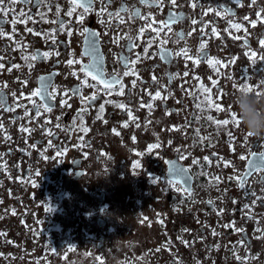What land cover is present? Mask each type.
<instances>
[{
  "label": "flooded vegetation",
  "instance_id": "flooded-vegetation-1",
  "mask_svg": "<svg viewBox=\"0 0 264 264\" xmlns=\"http://www.w3.org/2000/svg\"><path fill=\"white\" fill-rule=\"evenodd\" d=\"M192 2L177 0L178 7H173L164 0L163 7H149L139 0H111L109 11L126 5L149 19L128 20L125 14L123 23L117 19L109 23L106 15L92 12L81 25L75 13L71 18L65 14L69 0H46V6L39 7L35 0H18L11 6L5 0V6L15 13L0 18V27L12 36L0 37V63L4 64L0 96L5 104L0 108V264H264V199H256L264 197V171L249 175L244 189L229 179L248 171L250 153L264 152V138L249 137L241 123L218 127L207 119L231 120V113L237 114L234 97L245 84L253 87V93L264 92V47L260 44L264 40V0L255 4L251 0L239 4L196 0V8ZM57 6L59 20L66 22L71 36L60 30L59 23H51L58 19ZM221 6L231 8L235 15L217 16L209 10L222 11ZM94 7L99 10L100 0ZM21 12L25 15L20 16ZM170 12L183 14V19L173 23L170 32L165 28L158 35L153 28L159 24L149 26L151 19L167 20ZM13 17L18 21L15 25ZM229 21L240 24L241 30L233 29ZM85 27L100 34L98 54L106 73H122L127 70L124 61L140 55L134 65L138 75L121 76L123 96L105 95L97 91L102 88L99 85H82L81 64H67L69 59L89 62L90 57L83 54L86 37L81 32ZM51 30H56L55 44L47 36L33 34ZM162 41H167L163 47L169 52L188 49L193 58L199 55L201 43H206L204 55L226 66H210L206 60L194 65L182 55L162 61ZM17 43L27 44L29 53L58 51L59 56L38 59L29 68L22 59L27 53ZM251 51L257 53L255 58L246 55ZM11 65L20 67L8 71ZM40 77L50 78L48 90L54 88L57 95L46 101L53 110L40 108L37 115L24 97L41 87ZM87 79L89 85L96 84L91 77ZM201 83L210 89L208 94L200 91ZM77 88L79 94H73ZM66 90L67 97L62 95ZM157 90L167 99L153 100L149 93ZM94 92L97 99L82 112L86 102L81 97ZM206 95L224 110L201 104ZM32 99L41 103L38 97ZM106 100L125 103L135 120L127 110ZM141 103H152L151 111ZM102 104L103 119H97ZM77 113L89 129L86 134L79 130ZM125 122L127 127H123ZM157 143L160 147L149 151ZM58 151L64 155L57 156ZM241 155L247 159L241 160ZM168 162L188 170L190 179L184 187L191 189L190 195L181 190V184H169L174 178ZM135 163L140 168L134 169ZM49 206L53 212L47 211Z\"/></svg>",
  "mask_w": 264,
  "mask_h": 264
},
{
  "label": "snow or ice",
  "instance_id": "snow-or-ice-1",
  "mask_svg": "<svg viewBox=\"0 0 264 264\" xmlns=\"http://www.w3.org/2000/svg\"><path fill=\"white\" fill-rule=\"evenodd\" d=\"M18 2V0H7V4L9 6L14 5ZM19 2L21 3H26L28 2V0H19ZM140 4L142 5H147L149 7L152 6H157V7H163L164 4V0H152V2L150 3V0H139ZM96 3V0H69V4L70 7L67 10V12L65 13L68 17H73L74 13L76 14V23L78 24H83L85 21V18L87 17L88 14L92 13V12H96L97 15L99 16H107L108 18V22L110 23L112 19H117L119 20L121 23L124 22V16L125 14L127 15L128 20H134V19H144V20H148L149 17L143 16L141 14V12L139 11V9H129L126 5H122L117 11L112 12L109 11L108 9L111 6V0H100L101 3V7L99 8V10H97L94 7V4ZM169 3L171 4V6L173 7H178L177 5V0H169ZM233 3L235 4H239L241 3V0H233ZM252 4L256 3V0H251ZM35 4L37 7L41 6V5H45L46 6V0H35ZM198 5L196 3V0H193V2L191 3V7L192 8H196ZM222 11L221 10H214V9H209L210 11H215V14L217 16H234L235 13L232 11L231 8H228L226 6H221ZM51 10V8H49V11ZM60 8L57 6L56 8V15L58 17L57 20H53L51 21V23H59V28L62 31H67V34L69 36H71V30L66 29V22L59 20V15H60ZM264 11V10H262ZM11 13H15V9L11 8V7H6L5 6V0H0V18L2 17H7L9 14ZM206 14V13H205ZM20 16H24L25 14L23 12L19 13ZM41 18H44V14H40ZM257 18L258 19H262L261 18V14L260 12H257ZM183 19V14H176V13H169L168 19L164 20V21H156L154 18L151 19V23L149 26H151L152 24H159L158 28H153V31L157 32V34L159 35V33L161 31H163L165 28L168 29V31H171V25L173 23L178 22L179 20ZM245 20L248 19V17H244ZM18 21L15 19V17H13L11 23L13 25H15ZM26 22V21H23ZM45 22H48L47 20H45ZM104 22V21H102ZM193 24L196 23L195 20L192 21ZM262 22H264V19H262ZM230 26L239 31L241 30L242 26L238 23H233L232 21H229ZM252 26L255 27L256 22L255 21H251ZM13 32H15V28L13 27ZM27 31L29 32H33L32 29H27ZM144 31L143 28H141L139 30L140 34H142ZM201 31H203V29H201ZM212 34L216 35V29L213 28L212 30ZM246 31V30H245ZM33 34L35 35H42V36H47L48 38L51 39L52 43L55 44L56 43V38H55V34H56V30H51L49 33H39V32H34ZM81 35H84L86 37L85 39V51H84V55H87L90 57L89 62L87 64H82L79 60H75V59H69L67 61L68 65H73V64H81L79 71L82 72L84 74L85 79H83L81 81V84L84 86H90V87H97L102 86V88H97V91H103L105 93V95L111 96L113 94L118 95V96H123L124 93V85L122 83L121 80V76H128L130 74H135L138 75L135 72L134 69V65L136 63H138L141 59L139 54H136V59L134 60H125V68L127 70L123 71L122 73H112V74H108L105 72L103 65H102V58L99 56L98 52V37H99V33L92 31L91 29L85 27L83 28V31L81 32ZM188 35H191V33H189ZM180 38L183 39L184 38V34L181 33L179 34ZM0 37H7L9 39H12V36L5 32L3 30L2 27H0ZM125 37H119L117 39H123ZM238 38V37H236ZM127 39L131 40L132 37L128 36ZM167 41H162L161 46H160V50H159V55H160V59L162 61L165 62H171V58L173 57V55L176 56H183L185 59L188 60H192L194 65H199L201 63L202 60H206V62L210 65V66H216L219 65L221 67L226 66L223 64L222 61L212 58V57H208L206 55H204V49L206 48V43H201L200 45V49H199V55L196 58H193L192 56L188 55V49H182L181 52L179 53H171L169 52L167 49H165L163 47V44H166ZM260 44L262 47H264V40L260 41ZM245 45H247V41L245 40ZM151 46V44H149V47ZM28 45L27 44H23V43H17V48L18 49H22L24 52H26L27 54L22 56V59H24L27 63H28V67L31 68L34 66V64L32 62L37 61L38 59H48L50 58L52 55H56L59 56V52L58 51H33V52H27L28 49ZM133 48L136 47L135 44L132 45ZM144 55L145 57L148 56V48L144 49ZM246 55H250V58H255L257 56V53L255 51H251L250 53H246ZM3 57H0V60H2ZM261 59H264V57H261ZM20 65H11L8 68V71H11L12 68H19ZM4 68V64L0 63V69ZM73 76H76L77 73L74 71L72 72ZM178 75V74H176ZM188 73L185 72L184 76H187ZM87 77H91V79L93 81L96 82L95 85H89L88 83V79ZM194 79H198V77H194ZM49 77H40V83H41V87L36 88L35 90H33L29 96L24 97V94L21 93V96L24 97L25 99H28L30 103L33 104V107L37 110L36 114L39 115V109L43 108L45 112H51L53 110L52 106L50 104H48L46 101L48 98H52L54 99L55 96L57 95L56 90L53 88L51 91H49ZM153 80H156V77L153 76ZM24 83H27L26 81ZM133 86H135V81L132 82ZM216 82L214 81L213 84H215ZM119 85V87H117ZM259 87V86H257ZM3 88H7V84L3 85ZM3 89L0 88V92H2ZM200 91L203 94H208L210 92L209 88H205L203 86V84L201 83L200 85ZM240 91H247V92H253V87L250 85L245 84L242 88H240ZM80 89L77 88L75 90H73V94H79ZM170 94V93H169ZM220 94V93H218ZM255 94L257 96H261L264 95V92L260 91V90H256ZM63 96L67 97L69 95L68 91H64L62 93ZM149 95L152 97L153 100H155L156 98H161L163 100L167 99L166 95L162 96L161 91L157 90L154 94L149 93ZM12 96L15 98L16 97V93H12ZM33 97H38L41 100V103L37 104L36 101L34 99H32ZM97 99V95L94 92L91 96L89 97H81L82 103L86 102V106L84 109H82V112L87 111V106L91 105L95 100ZM207 103L209 107L211 108H215V110L217 111H223L224 109L220 106V104L218 103H214L212 101V99L210 98V96L206 95L205 96V101H202L201 104ZM105 103H111L113 104L115 107L121 109V110H127V115L129 116V118L131 120H135V117H133L132 115V111L131 109L128 108V106L125 103H118L115 101H111V100H106ZM201 104H198L197 107L201 108V110H205L201 107ZM61 105L64 106L66 105V101L65 100H61ZM17 106H20L19 104H17ZM5 104H4V98L3 96H0V108H4ZM141 107H147L150 111L153 107L152 103H148L147 105L141 103ZM7 111H14V108H6ZM105 109H104V105L102 104L99 108V112L97 115V119H103V113H104ZM25 114H28V110L26 109ZM77 119L80 121V128L79 130L84 132L85 134L88 132V128L86 126H84V122H83V116L81 115V113H77ZM207 119L215 124H217L218 127H226L227 125H229V123H232L234 126H239L240 124V120L237 118V114L235 113H231V120L229 119H225L223 121H216L213 120V117L208 116ZM107 121H105L106 123ZM76 125V120H73V126ZM128 123L125 122L123 124V127H127ZM0 127H2V125H0ZM57 127H59V125L57 124ZM137 127H139V124H137ZM22 131H30L28 129H21ZM113 132H115L117 135H119L118 132H116L115 129H113ZM197 134H199V129L196 130ZM230 139L234 140V137H232L231 132L228 133ZM248 136L250 134H247ZM10 139V137H9ZM134 139V138H133ZM204 139V138H202ZM160 147V145L157 144H153L149 146V151H152L153 149H158ZM179 151V150H178ZM64 155V152L58 151L57 152V156H62ZM137 155H142L141 153H137ZM250 155L252 156L251 160H248V171L245 172L244 174H242L241 176L238 177H230L229 179H235L239 185V187L241 189L245 188L246 182H247V178L249 175H251L254 172H258V171H264V152H260L259 154L255 153V152H251ZM207 159V158H205ZM241 160H245L247 159V157H245L244 155L240 156ZM170 167H169V172L172 175V177L174 179L169 180V184L170 185H174V184H181V190L188 193L189 195L191 194V189L184 187V185H187L188 180L190 179L189 175H188V170L178 167L176 164L172 163V162H168ZM193 163H197V161H193ZM140 164L139 163H135L133 165V168H140ZM225 166H230V162H225ZM37 176H39V172L36 173ZM213 179L219 181V177H214ZM153 180H156V178H153ZM33 186H35V182H33ZM252 196L256 197L255 193H251ZM256 199H264V197H256ZM210 204L212 203L211 201L209 202ZM245 208H250L249 205H245ZM47 211L49 212H53L54 209L49 206L47 208ZM13 214H15V211L13 210ZM251 218V217H250ZM160 223H163V221H160ZM234 227V224H233ZM235 231L237 232H243L244 230L242 228H234ZM257 231H260V229H257ZM215 234V233H214ZM0 235H2V233H0ZM242 243V241H241ZM239 259V257H238Z\"/></svg>",
  "mask_w": 264,
  "mask_h": 264
},
{
  "label": "clouds",
  "instance_id": "clouds-1",
  "mask_svg": "<svg viewBox=\"0 0 264 264\" xmlns=\"http://www.w3.org/2000/svg\"><path fill=\"white\" fill-rule=\"evenodd\" d=\"M237 116L249 137L264 138V96L253 92L240 91L233 100ZM121 238L117 239V243ZM131 247V245H128Z\"/></svg>",
  "mask_w": 264,
  "mask_h": 264
}]
</instances>
